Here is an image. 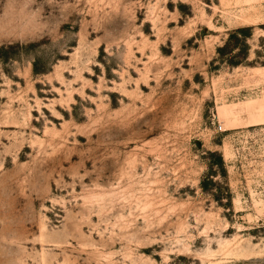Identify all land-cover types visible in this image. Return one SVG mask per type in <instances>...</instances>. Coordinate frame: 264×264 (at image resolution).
I'll return each mask as SVG.
<instances>
[{"label": "rangeland", "instance_id": "374dc122", "mask_svg": "<svg viewBox=\"0 0 264 264\" xmlns=\"http://www.w3.org/2000/svg\"><path fill=\"white\" fill-rule=\"evenodd\" d=\"M0 264H264V0H0Z\"/></svg>", "mask_w": 264, "mask_h": 264}, {"label": "trees", "instance_id": "16d2710c", "mask_svg": "<svg viewBox=\"0 0 264 264\" xmlns=\"http://www.w3.org/2000/svg\"><path fill=\"white\" fill-rule=\"evenodd\" d=\"M248 33H249L248 27H240V28H237V29L233 30L232 32H230L225 44L222 47L218 48L219 55L222 56V55L226 54L227 50H229V48H234L237 45L239 46V50H244L245 48H247V44L245 43L246 40L243 37H247ZM227 62H229V64H232V65H238L241 61H238V60L233 61L232 59H230ZM214 156H215V159H214L215 163L219 164L220 169L223 170V160L221 159V156H219L217 154H214ZM212 165H213V163L210 164V170H209L210 175H214L212 173V172H214V170L212 169L213 168ZM208 181L212 182L211 180H208Z\"/></svg>", "mask_w": 264, "mask_h": 264}]
</instances>
